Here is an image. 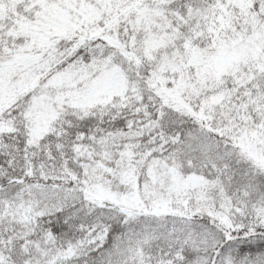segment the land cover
Segmentation results:
<instances>
[{"label":"snow or ice","instance_id":"6c2138e0","mask_svg":"<svg viewBox=\"0 0 264 264\" xmlns=\"http://www.w3.org/2000/svg\"><path fill=\"white\" fill-rule=\"evenodd\" d=\"M0 264H264V0H0Z\"/></svg>","mask_w":264,"mask_h":264}]
</instances>
